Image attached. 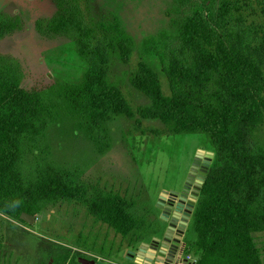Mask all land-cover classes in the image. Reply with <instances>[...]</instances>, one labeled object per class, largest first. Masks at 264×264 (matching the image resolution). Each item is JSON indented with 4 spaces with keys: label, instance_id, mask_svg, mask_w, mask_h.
Listing matches in <instances>:
<instances>
[{
    "label": "trees",
    "instance_id": "trees-1",
    "mask_svg": "<svg viewBox=\"0 0 264 264\" xmlns=\"http://www.w3.org/2000/svg\"><path fill=\"white\" fill-rule=\"evenodd\" d=\"M81 1L55 0V14L37 20L35 27L47 36L74 41L88 62L81 82L61 86L59 103L66 113L84 120L87 137L101 152L110 146L107 123L131 112L108 78V49L92 46L94 34ZM244 1L172 0L166 11L168 27L145 37L138 49L143 56L157 53L160 44H175L178 50L162 67L168 95L158 72L145 62L139 64L133 83L150 99V105L139 110L141 117L160 120L175 134H203L216 157L193 211L195 240H186L184 249L195 264H263L251 233L264 229V146L250 132L263 119L264 74L249 43L227 36L233 27L227 24L229 16L250 5ZM257 2L264 16V0ZM238 17L235 26L244 27ZM21 28L18 15L0 13V39ZM101 28L113 37L109 49L116 48L126 61L135 43L118 15L112 13L111 22ZM262 36L249 42L257 41L255 47L264 51V31ZM22 77L19 62L0 55V212L21 220L22 212L35 215L58 202L78 199L115 232H131L128 246L157 235L162 230L158 220L145 230L142 218L130 212L133 201L118 192L89 190L72 172L40 159L25 164L30 147L44 142L53 112L39 92L21 86ZM58 253L56 264H66L67 256ZM77 258L68 264H80Z\"/></svg>",
    "mask_w": 264,
    "mask_h": 264
},
{
    "label": "rangeland",
    "instance_id": "rangeland-1",
    "mask_svg": "<svg viewBox=\"0 0 264 264\" xmlns=\"http://www.w3.org/2000/svg\"><path fill=\"white\" fill-rule=\"evenodd\" d=\"M81 2L84 19L94 34L92 46L108 49V78L119 88L131 116H121L107 123L110 146L99 152L85 133L84 120L66 113L59 103L61 86L81 82L89 68L88 62L74 41L64 36H47L35 27L37 20H47L55 14V0H0L1 14L18 15L22 21L20 30L0 39V55L19 62L23 73L21 86L39 92L53 112L44 131V142L30 147L25 164L31 166L40 159L72 172L89 190L116 191L133 201L130 212L142 218L145 230L156 220L161 227L159 209L155 206L159 190L187 174L197 149L212 151L203 134H175L160 120L145 119L139 113L141 108L150 105V99L133 83L141 62L158 72L163 93L169 94L162 67L170 57L177 55L176 45L160 44L157 53L145 56L138 49L145 37L168 27L166 11L172 0ZM244 2L250 5L229 16L227 24L233 27L226 34L234 41L249 43V51L264 74V51L255 47L257 41L249 42L263 37L261 5L257 0ZM112 13L118 15L122 28L135 43L126 61L116 48L109 49L108 43L113 37L101 28L102 24L111 22ZM238 16L244 20V27L235 26ZM250 135L264 146V114ZM215 158L213 154L210 165L216 163ZM188 230L187 240L194 242L192 222ZM251 236L264 264V229L252 232ZM131 237V232L122 236L96 220L87 204L78 199L44 208L35 214L32 223L0 212V264H56L58 252L60 256H67L66 264L77 257L91 259L94 264H137L128 258L126 250L135 249L151 237L128 246Z\"/></svg>",
    "mask_w": 264,
    "mask_h": 264
},
{
    "label": "water",
    "instance_id": "water-1",
    "mask_svg": "<svg viewBox=\"0 0 264 264\" xmlns=\"http://www.w3.org/2000/svg\"><path fill=\"white\" fill-rule=\"evenodd\" d=\"M213 154V151L198 149L187 174L177 187L160 192L155 206L160 210L159 218L164 227L149 241L141 242L135 249H127L129 259L137 264H186L182 237ZM19 217L27 223L35 220V215L27 212H22ZM77 259L80 264H94L91 259Z\"/></svg>",
    "mask_w": 264,
    "mask_h": 264
},
{
    "label": "crops",
    "instance_id": "crops-1",
    "mask_svg": "<svg viewBox=\"0 0 264 264\" xmlns=\"http://www.w3.org/2000/svg\"><path fill=\"white\" fill-rule=\"evenodd\" d=\"M204 150V149H203ZM197 151H198V149H197ZM196 151V152H197ZM195 156V155H194ZM194 156H193V158H194ZM192 158V159H193ZM192 161V160H191ZM191 161H190V164H191ZM190 164H189V166H190ZM189 166L187 167V170H188V168H189ZM184 177V176H183ZM183 177H179L180 179H179V181H175L174 183H169L168 185H165L164 187H162L160 190H159V193H158V195L160 194V192L162 191V190H170V189H174L175 187H177V185H178V183L183 179ZM158 195H157V197H156V199H155V201L157 200V198H158ZM198 198V197H197ZM197 201V200H196ZM195 205H196V202H195V204H194V208H195ZM194 208H193V211H194ZM193 211H192V214H191V216H190V219H189V221H188V224H187V227H186V230H185V232H184V235H183V237H182V241H183V243H184V249H185V244H186V240H187V238H189V230H188V228H189V226H190V224H191V222H192V216H193ZM159 214H160V210H159ZM161 225H162V228L164 227V223L163 222H161ZM183 255H185V252H184V254ZM132 261H134V260H132ZM135 262V261H134ZM136 263V262H135Z\"/></svg>",
    "mask_w": 264,
    "mask_h": 264
},
{
    "label": "built area",
    "instance_id": "built-area-1",
    "mask_svg": "<svg viewBox=\"0 0 264 264\" xmlns=\"http://www.w3.org/2000/svg\"><path fill=\"white\" fill-rule=\"evenodd\" d=\"M183 257L186 261V264H190L191 262H195V258H193L191 255H184Z\"/></svg>",
    "mask_w": 264,
    "mask_h": 264
},
{
    "label": "flooded vegetation",
    "instance_id": "flooded-vegetation-1",
    "mask_svg": "<svg viewBox=\"0 0 264 264\" xmlns=\"http://www.w3.org/2000/svg\"><path fill=\"white\" fill-rule=\"evenodd\" d=\"M130 260H132V259H130Z\"/></svg>",
    "mask_w": 264,
    "mask_h": 264
}]
</instances>
